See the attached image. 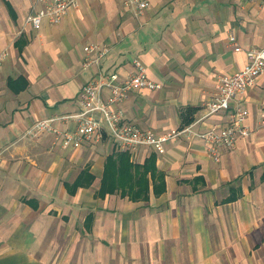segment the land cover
Returning a JSON list of instances; mask_svg holds the SVG:
<instances>
[{
    "label": "crops",
    "instance_id": "0c3cea01",
    "mask_svg": "<svg viewBox=\"0 0 264 264\" xmlns=\"http://www.w3.org/2000/svg\"><path fill=\"white\" fill-rule=\"evenodd\" d=\"M149 1L135 15L123 0H81L35 30L33 0H0V264H264V74L230 111L205 107L218 77L264 46V1ZM135 58L162 87L121 104L129 121L205 131L243 107L250 135L220 161L200 139L133 158L108 138L53 149L51 134L25 135L42 119L70 128L61 117L78 112L82 86L128 78Z\"/></svg>",
    "mask_w": 264,
    "mask_h": 264
},
{
    "label": "built area",
    "instance_id": "2783aa9c",
    "mask_svg": "<svg viewBox=\"0 0 264 264\" xmlns=\"http://www.w3.org/2000/svg\"><path fill=\"white\" fill-rule=\"evenodd\" d=\"M33 1V10L27 15L25 24L35 30L40 29L44 21L58 25L68 11L81 7V0ZM123 3L135 15H142L150 6L149 0H123ZM230 41L236 44V37L231 35ZM235 49L239 51L241 47L236 46ZM108 51V48L102 49L98 52V59L87 60L86 65L97 62ZM4 55L6 53H3ZM246 55L248 61L242 69L218 77L216 91L205 105L208 114L230 111L231 102L253 88L258 78L264 74V46L248 49ZM3 56L0 57V62ZM133 64L135 70L126 79H121L117 73L101 74L82 86L78 112L61 117L63 123L72 125L70 128H60L55 119H42L32 124L25 135L39 138L51 134L53 149L57 146L62 149H79L108 138L114 147L128 152L133 158L143 147L163 149L167 142L181 137L187 140L200 139L215 161H220L223 149L234 148L240 137L250 135L251 129L246 124L249 111L243 107L232 110L225 125L213 126L205 131H197L194 125L173 128L159 135L152 130L141 129L127 119L121 104L133 92L143 89L156 90L162 85L149 77L147 67L141 59H133ZM105 90L108 91L106 96ZM263 124L264 118L261 122V125Z\"/></svg>",
    "mask_w": 264,
    "mask_h": 264
},
{
    "label": "rangeland",
    "instance_id": "374dc122",
    "mask_svg": "<svg viewBox=\"0 0 264 264\" xmlns=\"http://www.w3.org/2000/svg\"><path fill=\"white\" fill-rule=\"evenodd\" d=\"M21 32V31H20ZM18 34H19V32H18ZM96 145H98V144H96ZM50 147H51V142H50Z\"/></svg>",
    "mask_w": 264,
    "mask_h": 264
},
{
    "label": "trees",
    "instance_id": "16d2710c",
    "mask_svg": "<svg viewBox=\"0 0 264 264\" xmlns=\"http://www.w3.org/2000/svg\"><path fill=\"white\" fill-rule=\"evenodd\" d=\"M123 154H127V153L125 152V153H123Z\"/></svg>",
    "mask_w": 264,
    "mask_h": 264
}]
</instances>
